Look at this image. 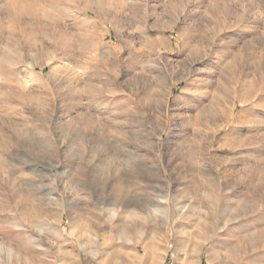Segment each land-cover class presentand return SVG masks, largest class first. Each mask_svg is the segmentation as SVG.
I'll list each match as a JSON object with an SVG mask.
<instances>
[{
    "label": "rangeland",
    "instance_id": "rangeland-1",
    "mask_svg": "<svg viewBox=\"0 0 264 264\" xmlns=\"http://www.w3.org/2000/svg\"><path fill=\"white\" fill-rule=\"evenodd\" d=\"M177 240L264 264V0H0V264Z\"/></svg>",
    "mask_w": 264,
    "mask_h": 264
},
{
    "label": "bare ground",
    "instance_id": "bare-ground-1",
    "mask_svg": "<svg viewBox=\"0 0 264 264\" xmlns=\"http://www.w3.org/2000/svg\"><path fill=\"white\" fill-rule=\"evenodd\" d=\"M241 102H242V98H241ZM248 102V101H247ZM243 103V102H242ZM240 104V103H238ZM237 106V105H236ZM217 115V114H216ZM221 115V114H220ZM219 115V116H220ZM219 120V119H218ZM223 121V120H222ZM226 173V172H225ZM230 173V172H229ZM226 176V175H225ZM231 179V177H230ZM242 179V178H240ZM183 205V204H182ZM181 203L179 202L178 204H176L177 210L180 211V213L182 212V210L184 209V206H182ZM167 210V202L166 201H161V200H156V203L151 205V213L152 216H157L159 213H164V211ZM170 211V210H169ZM182 215V214H181ZM165 217V215H164ZM199 220V219H198ZM161 223V222H160ZM163 223L164 226L166 227L168 224V219L167 218H163ZM196 226H198V228H200V224H197ZM206 231V230H205ZM215 232V231H214ZM198 233H200V229H198ZM183 235V234H182ZM213 235V234H212ZM194 236V235H193ZM200 236V235H199ZM181 237V236H179ZM184 237V236H183ZM187 237V236H186ZM189 237V235H188ZM196 237V235H195ZM215 237V236H214ZM204 238V237H203ZM206 238V237H205ZM186 239V238H185ZM208 240V239H207ZM260 240V239H259ZM263 240V235L260 241ZM194 247H196L194 245ZM143 253H144V262L147 264H157L158 259L155 256V251L157 250V246L155 245V243H144L143 246ZM8 252V251H7ZM192 253H196V250L193 249ZM188 254H186V251L184 249V243L180 240L176 241V248H175V252H174V256L172 258V264H191L190 261L188 260ZM26 264V262H25Z\"/></svg>",
    "mask_w": 264,
    "mask_h": 264
}]
</instances>
